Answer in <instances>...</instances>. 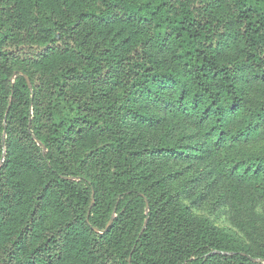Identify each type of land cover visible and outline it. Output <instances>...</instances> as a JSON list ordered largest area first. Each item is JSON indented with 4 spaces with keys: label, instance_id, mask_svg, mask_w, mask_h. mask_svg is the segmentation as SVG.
<instances>
[{
    "label": "trees",
    "instance_id": "16d2710c",
    "mask_svg": "<svg viewBox=\"0 0 264 264\" xmlns=\"http://www.w3.org/2000/svg\"><path fill=\"white\" fill-rule=\"evenodd\" d=\"M263 140L264 0H0V264H264Z\"/></svg>",
    "mask_w": 264,
    "mask_h": 264
},
{
    "label": "rangeland",
    "instance_id": "374dc122",
    "mask_svg": "<svg viewBox=\"0 0 264 264\" xmlns=\"http://www.w3.org/2000/svg\"><path fill=\"white\" fill-rule=\"evenodd\" d=\"M249 150L262 154L264 153V140L255 147L249 146ZM178 167H171L177 169ZM182 168V167H181ZM181 170V169H179ZM194 178L193 174L187 172L168 183L170 192L181 190H190L189 181ZM215 195H211L203 204L193 210L196 217L208 218L218 229L225 231L236 238L242 240L252 250H257L264 245V199L258 200L255 204L243 212L238 218L242 226H238L235 221L230 218L231 209H213ZM187 203V202H185Z\"/></svg>",
    "mask_w": 264,
    "mask_h": 264
},
{
    "label": "water",
    "instance_id": "95a60500",
    "mask_svg": "<svg viewBox=\"0 0 264 264\" xmlns=\"http://www.w3.org/2000/svg\"><path fill=\"white\" fill-rule=\"evenodd\" d=\"M8 111L6 112V115H7Z\"/></svg>",
    "mask_w": 264,
    "mask_h": 264
}]
</instances>
